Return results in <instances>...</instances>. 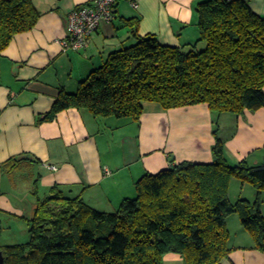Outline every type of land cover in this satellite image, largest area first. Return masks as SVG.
I'll use <instances>...</instances> for the list:
<instances>
[{
	"label": "trees",
	"instance_id": "1",
	"mask_svg": "<svg viewBox=\"0 0 264 264\" xmlns=\"http://www.w3.org/2000/svg\"><path fill=\"white\" fill-rule=\"evenodd\" d=\"M196 11L195 44L165 46L156 36L140 37L135 26L137 43L112 53L75 93L61 91L42 121L70 109L135 121L150 106L170 110L206 104L218 116L264 109V17L244 0H208ZM41 16L32 0H0V56ZM213 156L212 164L183 162L146 175L136 184V198L124 200L113 213L52 188L48 198L38 199L28 222L30 241L2 249L5 264H163L168 254L180 255L185 264H221L233 251L227 221L235 213L255 249L264 253L260 198L253 205L229 199L234 177L261 195L264 164L230 166L219 137Z\"/></svg>",
	"mask_w": 264,
	"mask_h": 264
},
{
	"label": "crops",
	"instance_id": "2",
	"mask_svg": "<svg viewBox=\"0 0 264 264\" xmlns=\"http://www.w3.org/2000/svg\"><path fill=\"white\" fill-rule=\"evenodd\" d=\"M32 1L42 14L38 24L17 35L0 56V214L29 222L38 199L48 198L54 187L99 211L115 212L136 198V184L146 175L183 162L212 164L216 137L230 166L264 164V109L218 116L206 104L150 106L139 121L70 109L42 121L61 91L75 93L112 53L137 43L135 26L140 37L156 36L165 46L195 44L197 6L208 0H118L115 20L92 34L83 52L65 51L62 41L70 33V13L91 0ZM244 1L264 17V0ZM12 159L18 162L4 168ZM231 249L221 264H264L251 238Z\"/></svg>",
	"mask_w": 264,
	"mask_h": 264
},
{
	"label": "rangeland",
	"instance_id": "3",
	"mask_svg": "<svg viewBox=\"0 0 264 264\" xmlns=\"http://www.w3.org/2000/svg\"><path fill=\"white\" fill-rule=\"evenodd\" d=\"M232 180H234V182L231 184ZM232 180L230 182L229 188V199L232 204L237 205L242 201H246L253 205L259 198L261 201V205L264 204L262 199L264 192L259 195L258 191L251 183L242 182L240 179L235 177L232 178ZM34 194L35 196L38 195V193ZM39 195L43 196L42 193H39ZM52 208L55 209L56 207L53 206ZM251 210L253 212V209ZM0 221L3 228V231L0 234V250L4 249L7 246L25 244L30 241L31 235L29 231H26L29 229V226H27L28 222L26 220L17 219L16 217L9 214H0ZM227 227L230 232V248L235 245V243L243 244L249 238L254 241L251 233L248 230L244 229L239 213H235L229 217ZM171 255L178 256L177 254ZM173 258L174 259L172 260L164 259L163 264H185L182 257V259L180 258V256L178 259H175V257Z\"/></svg>",
	"mask_w": 264,
	"mask_h": 264
},
{
	"label": "built area",
	"instance_id": "4",
	"mask_svg": "<svg viewBox=\"0 0 264 264\" xmlns=\"http://www.w3.org/2000/svg\"><path fill=\"white\" fill-rule=\"evenodd\" d=\"M118 0H91L92 5L73 10L69 15L68 37L62 41L65 51L83 52L89 47V38L97 32L103 24L115 20ZM233 2L235 0H225ZM135 6V5H134ZM57 170V167H52Z\"/></svg>",
	"mask_w": 264,
	"mask_h": 264
},
{
	"label": "water",
	"instance_id": "5",
	"mask_svg": "<svg viewBox=\"0 0 264 264\" xmlns=\"http://www.w3.org/2000/svg\"><path fill=\"white\" fill-rule=\"evenodd\" d=\"M0 264H5V255L2 250H0Z\"/></svg>",
	"mask_w": 264,
	"mask_h": 264
}]
</instances>
